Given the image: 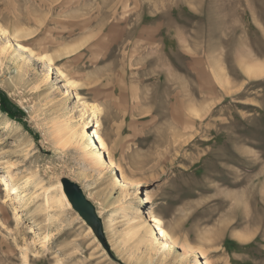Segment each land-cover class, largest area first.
Segmentation results:
<instances>
[{
	"label": "rangeland",
	"instance_id": "obj_1",
	"mask_svg": "<svg viewBox=\"0 0 264 264\" xmlns=\"http://www.w3.org/2000/svg\"><path fill=\"white\" fill-rule=\"evenodd\" d=\"M5 44L0 264H264V0H0ZM63 177L126 188L103 240Z\"/></svg>",
	"mask_w": 264,
	"mask_h": 264
},
{
	"label": "bare ground",
	"instance_id": "obj_2",
	"mask_svg": "<svg viewBox=\"0 0 264 264\" xmlns=\"http://www.w3.org/2000/svg\"><path fill=\"white\" fill-rule=\"evenodd\" d=\"M10 45H0V62L1 64H4V58H5V55L7 53H9L10 51ZM50 61L53 60L51 57L48 58ZM263 71V70H261ZM250 72V71H249ZM263 73V72H262ZM87 107V110H91L93 115L95 116V118H97V122L99 121L98 119V116H97V107H91V106H86ZM93 116V117H94ZM86 125H88L86 123ZM87 127L85 126L84 127V130L80 131V132H75V131H71L69 130L68 133L66 134V144H69V146H75V147H78V145H83L87 147V144H86V138H87ZM99 137V140L101 141V144L102 146H105L106 143L104 140H102L101 136H98ZM106 147V146H105ZM32 147L30 146V149ZM29 149V147H28ZM33 149V148H32ZM27 152V151H26ZM93 161H94V164H96L100 169L104 168L105 167V160L103 158V156H101L100 154H95L93 155ZM8 165V164H7ZM20 166V162L18 159H14L12 160V162L6 166L8 167L7 169H9L8 172H10V170H13V169H16ZM13 179L14 178H10L9 180H5V189L7 190V192L9 193H15V197L20 201H25V198L22 197V195L20 194V192L17 190L14 182H13ZM63 185V184H62ZM62 185H61V189H62ZM121 191L119 194H115L113 191L107 195L104 196V198L102 199H98L96 202H94V205L97 207V212L99 215H103V213L105 212L106 213V209L109 208V205H113V207H117L121 204V201L126 197L125 196V191H126V188H124V185L121 186ZM64 197L68 200V197L66 195V193L64 192ZM55 204L53 203L52 200L50 199H47V202H46V207L47 209H49V211H51ZM54 210V209H53ZM110 210V209H109ZM105 216V215H104ZM103 216V217H104ZM147 233L149 232V230L146 231ZM161 236L164 237V240L163 242H161V249L163 251V253H165L166 251L169 250V252H171V249H172V240H171V237L169 236V234L165 231V230H162V233H161ZM185 256V255H184ZM185 257H183L184 259Z\"/></svg>",
	"mask_w": 264,
	"mask_h": 264
},
{
	"label": "water",
	"instance_id": "obj_3",
	"mask_svg": "<svg viewBox=\"0 0 264 264\" xmlns=\"http://www.w3.org/2000/svg\"><path fill=\"white\" fill-rule=\"evenodd\" d=\"M62 184L71 206L93 228L95 234L103 240V222L97 212L96 206L87 198L80 185L70 178L63 177Z\"/></svg>",
	"mask_w": 264,
	"mask_h": 264
},
{
	"label": "trees",
	"instance_id": "obj_4",
	"mask_svg": "<svg viewBox=\"0 0 264 264\" xmlns=\"http://www.w3.org/2000/svg\"><path fill=\"white\" fill-rule=\"evenodd\" d=\"M12 105L14 107H16L18 112H16V110L12 109V107H11ZM0 109L3 110L5 113H7L9 115V117H12L14 119H18V118L22 117L18 113H24L22 109L18 108V106H15L12 103L11 98H9L8 94L5 91H3L2 89H0Z\"/></svg>",
	"mask_w": 264,
	"mask_h": 264
}]
</instances>
